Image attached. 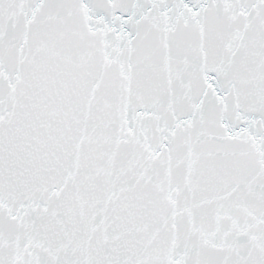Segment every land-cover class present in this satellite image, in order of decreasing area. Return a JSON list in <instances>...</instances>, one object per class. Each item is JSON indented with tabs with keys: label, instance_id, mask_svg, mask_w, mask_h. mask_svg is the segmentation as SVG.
<instances>
[{
	"label": "snow or ice",
	"instance_id": "6c2138e0",
	"mask_svg": "<svg viewBox=\"0 0 264 264\" xmlns=\"http://www.w3.org/2000/svg\"><path fill=\"white\" fill-rule=\"evenodd\" d=\"M0 264H264V0H0Z\"/></svg>",
	"mask_w": 264,
	"mask_h": 264
}]
</instances>
